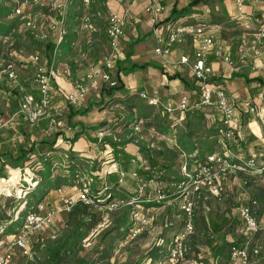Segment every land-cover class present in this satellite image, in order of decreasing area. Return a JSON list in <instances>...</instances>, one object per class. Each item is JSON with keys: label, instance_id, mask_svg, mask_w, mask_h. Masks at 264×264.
<instances>
[{"label": "rangeland", "instance_id": "obj_1", "mask_svg": "<svg viewBox=\"0 0 264 264\" xmlns=\"http://www.w3.org/2000/svg\"><path fill=\"white\" fill-rule=\"evenodd\" d=\"M48 1L35 0V6L31 8L29 6L30 4H28L30 1L21 0V2L26 3V6L28 4V6L23 8V15L20 17L15 12L16 6L15 8L12 7L14 4L16 5L15 2L17 0H0V77L5 73L4 71L8 61L14 62L12 58H16L18 62L23 60L27 62L33 61V57L38 56L39 51H44V48L37 47L34 44L30 36L37 38V40L46 38V34L50 28H47V25L55 24L58 21V14L56 13H63L57 9V5L62 3L63 0L58 2L54 0L55 3L52 6L51 2L49 1V3ZM81 1L83 4L84 0L77 1V3H75V0L68 1L69 3L66 9V34L60 42H57L58 45L52 60V65L48 66L44 64L48 71H53L54 73L52 74V88H54L57 82L64 81L66 85H70L74 79L85 80V75L90 67L101 65L98 57H103L110 52L106 46H102L103 43L101 44L99 41H96L99 32H94V30L100 31L98 28L103 26V18L106 15L112 14L108 6L110 0H96L95 6L97 5L98 8L93 9V12L99 15L97 20L100 22L95 26L90 24V17L82 18L80 16V8H82ZM132 1L119 0L118 3L125 6L129 5ZM70 8H72L71 11ZM48 40L46 39L47 42ZM158 58L161 60V57ZM169 59H167L168 62L165 61V65L171 69L173 65L170 64L171 61ZM96 61L99 62L98 65H96ZM193 61V59L189 60L184 71V74L191 82L193 78L190 73V66ZM15 64L18 66L20 76L27 74L26 71L19 67L17 62ZM32 65L34 67L37 66L34 61ZM154 74L157 75L155 78L152 77ZM151 78L154 80V83L156 82L161 87V75L157 71L151 73ZM85 84L88 85L86 81ZM106 87V85L99 84L95 89L90 90V96L87 100L74 107L78 111L87 110L90 106L92 109L85 115H77L78 117L73 118L74 122L72 121L73 119H69L72 109H69L71 106L68 104L67 96L65 94H58L56 96L57 98L54 99L55 106L61 101L63 103L60 106L58 105L64 114V127L62 128V132L66 131L73 134L75 128L79 130L78 127L74 126L77 121L76 119L82 120L78 122H81L84 128L90 131V137L88 139L89 142H92L95 152H97V156L91 154V157H89V154L84 153V150H87V147H84L82 153L69 150L66 155L58 154L54 156L58 167L64 169V166L67 164V159H70L74 161L72 165L77 166L81 170L76 174V187H74L76 190H73L78 195L85 189L91 190L93 183L91 179L92 173L100 172L105 178H108L110 176L109 172L117 171L118 165L115 157V144L128 142L124 145V150L139 162H142V157L139 154L141 144H145L154 151H157L159 148L163 149L164 146L170 148L177 146L176 139L172 141V139L165 137L162 132V130L167 129L171 125V123L165 120L166 115L164 114V110L158 106L155 109L148 107L145 104L147 101L141 95L143 91L139 90L134 95L125 94L124 92L122 94L117 93L115 98H111L108 95L103 96L101 92L102 88L104 89ZM154 91L145 93L150 97H156L154 96ZM188 95L191 96V106L195 105L199 100L198 89L189 90ZM193 110L195 109L193 108ZM201 110L205 115V121H198L192 115H190L191 118L188 120L190 122L188 126L185 122L177 123L174 121L175 119L170 120L174 122L172 125L174 132H178L181 128L187 130V126L200 138L205 140L206 132L210 131V125L213 124L214 120L218 122L219 115L215 109L210 107H205ZM14 113L12 105L0 95V124L11 120H14L12 122H16L18 116L15 115V117ZM146 117H150V119L148 121L142 119ZM130 118H132V123H129ZM2 129L0 128V130ZM53 132L56 133V130H53ZM258 156L256 167L259 171L251 174L241 172L242 175L240 174V176L236 174L233 177H227L224 180V186L226 187L225 182H228V185H230L225 188L224 194L220 197H214L205 192L197 200L196 212L198 214L201 213V215L203 212L206 219L222 216L226 209L234 206L231 203L233 199L231 193L240 184L241 179L245 177L249 178L250 176V180H252L254 186L248 192H254L256 195L257 193L263 194L264 162ZM185 159L186 156L182 155L176 160L174 163L176 164V166L174 165L175 170L180 171V163L183 160L185 162ZM32 165L33 162H27L24 168H16L15 165L9 164L2 172L5 178H0V189H8L12 193L11 197H8V192H5L6 195H0V199L3 197L13 199L8 214L15 221L21 217H25L27 210L26 202L30 199V195L26 194L29 191L25 193V189L28 185L31 186L33 181L38 177ZM131 175H127L128 180L122 187L128 190L129 197L133 199L137 197L136 180ZM2 180H5V182ZM6 185L10 186V188H6ZM149 195L150 197H142L146 201L139 202L140 204L137 202L142 198H136L137 204L133 206L135 212L139 211L142 215L148 216L150 219L149 222H151L134 240L130 241L128 237H123L126 227L121 228L118 232L113 231V234L110 235V230L116 222L121 221L126 209L131 206H124L117 211L108 210L110 214L105 215L102 222H100L101 224L96 226L92 231H87L88 225L86 222L89 220L88 218L75 216L74 218L67 219L61 213V215L59 214L56 217L53 226L46 229L43 233L32 237L33 239L31 240L38 238V242L33 241L35 243V255L33 254L34 256L32 255L26 258L17 253L15 264H82L84 259L91 260L93 264H159L161 262L163 264H172L168 260L167 252L172 244V236L182 225L183 216L180 210V199L177 195L170 198L168 202H161L159 205H151V207H148L146 204H153L149 203L152 202L149 200H153L155 196L153 189H150ZM208 199H210V204L207 205L206 201ZM126 201L130 200L127 199ZM20 202L22 203L19 204ZM261 207L263 208L260 216L261 222L258 233H256L258 236L254 244L251 264H264V203L261 204ZM103 210L100 211L98 209L100 212ZM133 216L132 212V220ZM133 223L136 225L134 220ZM202 228L200 227L198 229V233L189 242L190 249L188 248V257L180 264H203L201 260H205V255L202 252L212 250L216 241L219 240L209 230L205 232V230H201ZM82 233L86 234V238L81 239L74 252L64 250L59 258L54 257L57 250L66 243L68 235L71 234L78 238ZM230 238L233 239L232 236ZM157 255L158 257L155 259ZM204 264H206L205 261Z\"/></svg>", "mask_w": 264, "mask_h": 264}, {"label": "built area", "instance_id": "obj_2", "mask_svg": "<svg viewBox=\"0 0 264 264\" xmlns=\"http://www.w3.org/2000/svg\"><path fill=\"white\" fill-rule=\"evenodd\" d=\"M69 1V0H68ZM65 0L57 5V9L61 12V17L58 21L52 23L50 27L59 35L60 42L66 34V14L68 2ZM148 4L146 7L147 13L152 15V24H156V15L161 13L164 8L158 0H145ZM15 12L17 16L22 17L25 4L16 2ZM237 6L242 10L244 0H236ZM27 7V6H26ZM132 25V19L129 12L120 14H110L107 18L106 33L110 42V52L105 55L101 65L90 67L86 73L85 80L74 79L72 89L68 94L69 106H77L90 96V90L95 89L99 84L107 85L108 88H113L117 85L114 75L116 57L119 54L121 40L126 34V30ZM212 26L208 23L199 24L195 27L175 26L170 28L166 36L157 34L155 37L158 43L155 53L164 60L168 59L172 50L176 46L186 45L189 41V36L193 35L196 45L195 58L190 66V72L193 75L196 89L199 91L198 102L191 106L190 96H183L176 107L162 105L159 97H150L146 93H142L148 105L152 107H162L169 118L175 119L177 123L185 122V114L190 110L204 109L210 107L215 109L222 123V131L220 132V152L210 154L207 161L203 164H189L187 160L182 164L181 172L183 180L176 184L178 198L180 199V210L183 216L181 228L172 236V244L168 250V260L172 264H180L187 258L188 243L196 233L194 221L197 200L203 193H210L214 197H220L222 188L220 182L226 175L240 174L247 172L249 174L259 171L257 166V155L251 159L245 160L232 152L229 146L230 141H237L240 138V115L237 113L236 106L233 104L231 97L224 86L215 83L214 66L211 58L216 61H222L233 72H239L247 65L249 57L253 55L256 58H262L264 51V25L256 32L252 44L246 43L240 50L237 59H234L227 50L228 47L222 43H218L215 33L211 30ZM251 54V55H250ZM33 61L38 62V56L33 57ZM189 58H183L182 64H188ZM261 70L264 71V62L261 65ZM5 74L19 85V76L15 65L11 62L7 64ZM52 74L53 71H48L45 67H40L36 77V83L39 86L41 97L37 100L33 95L25 96L22 106L20 107V115L25 116L31 127L38 126L41 121L47 120L49 126L62 129L63 116L62 110L53 103L52 96ZM85 81L88 85L85 84ZM244 107L249 114H255L256 106L249 101H245ZM178 113V114H176ZM111 173V172H109ZM5 182V180H2ZM122 182V181H121ZM38 182L33 181L30 187H36ZM6 188L10 186L6 185ZM147 188L154 189L155 197L153 202L161 203L167 198L165 193L166 186L157 180L142 181L137 183L139 197L145 195ZM61 190V189H60ZM11 197L12 193L8 189H0V195ZM60 192V191H58ZM27 194V193H26ZM91 192L88 189L83 190L74 198L62 196L61 204L57 207L47 209L43 204H39L38 211L28 212L24 219L23 227L12 236H4L0 238V264H15L17 253L22 257L29 258L34 254L30 240L32 237L43 233L46 229L53 226L56 217L61 213H69L73 207L82 202L86 205L92 203ZM130 201H115L110 203L108 210L117 211L124 206H134L136 199ZM127 204V205H126ZM257 203L252 202L251 205L241 208V219H243L240 235L246 238H251L258 233L260 227V219L257 218L256 212ZM133 220L136 223L130 230L128 239L134 240L143 230L150 225L149 217L142 215L139 211L133 213ZM132 220V221H133ZM6 231V226L0 224V237ZM10 239V240H9ZM32 241H37L32 240ZM254 251V250H253ZM256 252V251H255ZM230 259L227 264H251L252 253L248 246L233 247L230 251ZM159 264H163L162 262Z\"/></svg>", "mask_w": 264, "mask_h": 264}, {"label": "trees", "instance_id": "obj_3", "mask_svg": "<svg viewBox=\"0 0 264 264\" xmlns=\"http://www.w3.org/2000/svg\"><path fill=\"white\" fill-rule=\"evenodd\" d=\"M28 1H30L28 3L30 4L29 6L33 8V6H35V0ZM17 2H19L20 4H25L26 6V3L21 2V0H17ZM15 6L16 5L14 4L12 7L15 8ZM189 11L190 9H188V11L186 10V12H183L182 15H186V13H188ZM56 14H58L57 17L60 19L61 14ZM106 24L107 23L100 27L102 29V33L106 31ZM168 24L169 28H173L176 26L172 21H170V23ZM47 26V28L50 27V25ZM46 35V38H43L41 40H37V38L30 36L37 47L44 48L43 52L39 51L38 53V62L35 63L37 64V66L34 67L32 65L33 61L27 62L23 60L18 62L16 58H12V61H14L13 64L15 65L18 76L20 78L19 85L14 84L13 81L8 77V74L4 73L0 77V95L3 99H5L12 105L14 112L20 113L19 110L26 95L31 94L37 100L41 97L40 89L36 83L35 75L37 74L40 67L46 68L44 64L48 66L52 65V60L55 55V51L58 45L57 42L59 39V35L54 32L51 27L49 28V32ZM46 39H49L48 42L46 41ZM138 43H140V40L134 41V43L130 44V50L126 53L125 60L116 61L115 80L117 82V85L113 88H102L101 92L103 96L108 95L111 98H115L117 93H123L125 91L129 92L127 89H125L124 83L119 78V74L122 72L128 74L133 71L145 69L149 66L154 68L156 67L161 70L162 74L167 75L170 81L174 79H180L186 88H195L189 83L187 84L185 79L178 73L174 75L163 73L164 69L157 64L154 65L152 63H148L137 65L133 63L131 58L133 55V48L134 46L138 45ZM9 62L10 61H8V63ZM15 62H17L19 67L22 70L26 71L27 74H25L24 76H20L18 66L15 64ZM237 76L244 78L247 85L257 81L249 80L244 74L241 73L235 74V77ZM54 92L55 91L52 89L53 100L56 97V93ZM147 106L153 109L156 108L148 104ZM69 109H72L69 118L70 120L77 115H85L89 113L90 110H92L91 106L90 108H87V110L82 111H78L74 107H71ZM164 114L166 115V122L171 123V125L167 129L162 130V132L164 133L165 137L172 139V141L176 139L175 141L177 146L171 148L168 146H164L163 149L159 148L157 149V151H154L151 150V148L147 147L145 144H141V146L139 147V154L140 157H142V162H139L135 157H132V155L124 150V145H126L128 142H124V144H115V157L117 161L116 163L118 165L117 171L109 173L110 176L108 178H105L100 172L95 174L92 173L91 179L93 183L90 190L92 203L90 205H86L82 202H78L69 213H63L64 217H66L67 219L74 218L75 216L86 217L89 219L86 222V224L88 225L87 231H92L96 226L101 224L100 222H102L105 215L110 214V212L108 211V206L110 205V203L132 199L127 193L128 190H125L122 187L128 180V174H132L131 176L136 180L137 197H135V199L150 197L149 192L152 188H147L148 190L142 197H139L137 190L138 182L149 180H157L167 187L165 190L167 198L162 202H168L170 198L178 195V190L175 185L183 180L181 167L184 163V160L180 163V171L175 170L176 164L174 163L182 155L186 156L185 160H187L189 164L205 163L210 154H213L220 149L219 137L220 132L222 131V123L221 126L219 125L217 126V128L211 127L210 131L206 132V139L204 140L200 138L196 133H194L190 127H187L190 123L188 122L189 118H191L190 115H192V117H194L198 121H205V115L201 109H195L193 111L190 110L189 112H187L185 114V123L187 124V130L181 128L178 130V132H174V130L172 129V125L174 122L170 120L173 119L169 118L166 112H164ZM142 119L148 121L150 117ZM131 120L132 118L129 119V123H132ZM53 130H56V133L53 132ZM81 135H83V132H75L73 133V136L71 138H68L66 131L62 132V129H56L49 126V122L47 120L41 121L38 126L31 127L28 123L27 118L22 115H20L19 122L18 124L14 125V128H9V130L6 129V131L5 129L0 130V145H2V147L0 148V178H5L2 172L9 164L15 165L16 168H24L27 162H33L32 168L36 171L38 176L35 179V181L38 182V185L36 187H30V185H28L26 189L24 188L25 193L29 191L27 192V194L30 195V199L26 202L27 210L25 217L27 216L28 212H37V207L39 204H43L47 207V209H50L51 206L44 200L50 193H52V191H60V189L64 187H76V174L81 170L77 166H73L72 163H74V161H71L70 159H67V164L64 166V169L58 167L56 165L54 156L58 155L59 152V140H65L71 145H75ZM36 168L38 169L36 170ZM228 176L224 177V179H227ZM250 179V176L249 178H242L240 184L233 189V193H231L233 198L231 203H233L234 206L226 209L222 216H216L215 218L206 219V216H204L203 212L201 215V213L198 214L195 211L194 221L196 226V233H198V229L200 227H203L201 230H205V232L209 230L212 235L218 237L219 239L218 241H216V244L212 250H210L209 252H202L205 255V260H201L203 264L204 261L206 264H227V261L230 259L231 255L230 251L235 246L242 247L247 245L250 252L253 253L255 246L254 244L258 235L254 234L251 238H246L245 236L240 235V231L243 225V219H241L240 213L243 206H248L251 205L252 202H255L257 203L255 214L257 218H259L263 210L261 204L264 203V192L262 191L263 194L257 193V195L254 192H248L254 187L253 182ZM225 184L226 187H229L230 185H228V182H226ZM226 187L224 186V184H222L223 189L221 196L224 194V190ZM203 194L200 195V198ZM12 200V198L10 199L4 197L0 199V224L6 226V231L3 235H1L0 238L4 236H12V234H16L17 231L23 227V221L25 217H21L15 221L13 217L8 214L11 208L10 205L13 203ZM142 201H146V199L142 198L140 201H138V204H140L139 202ZM149 201H152L149 203L153 204H146L148 207H151V205H157L155 202H153V200ZM21 203L22 202H20L19 204ZM206 204H210V199L206 201ZM98 209H100V211L103 209L104 210L100 212L98 211ZM132 212H135L133 210V206L126 209V212L121 221L116 222L114 227L110 230V235L113 234V231L118 232L121 228L126 227L125 235L123 237H128L130 230L134 227V223L131 219ZM85 233L80 234L78 238L71 234L68 235L66 243L57 250L54 257L59 258L64 250L74 252L81 239L86 238ZM195 234L193 235V237L195 236ZM231 236L233 237V239L230 238ZM193 237L191 238V240L193 239ZM157 257L158 255L155 256V259H157ZM82 264H93V262H91V260L89 259H84Z\"/></svg>", "mask_w": 264, "mask_h": 264}, {"label": "crops", "instance_id": "obj_4", "mask_svg": "<svg viewBox=\"0 0 264 264\" xmlns=\"http://www.w3.org/2000/svg\"><path fill=\"white\" fill-rule=\"evenodd\" d=\"M49 1L51 2V6L55 3L54 0ZM58 1L61 0H56V2ZM64 1L65 0H63V2ZM77 1L79 2L80 0H75V3H77ZM158 1L164 8V10L156 15L155 25H153L151 22L152 15L147 13L146 11L148 3L145 0H133L129 5L125 6L119 4V0H110L108 6L110 13L120 14L126 13L125 11H128L130 14V18L132 19V25L126 30V34L121 40V46L118 52L119 54L116 57L117 61L125 60L126 53L130 50V44L134 43V41L140 40V43H138V45L134 46L133 48V55L131 57L133 63L137 65L148 63H152L154 65L157 64L164 69L163 73L168 75H174L178 73L185 79L187 84L189 83L190 85L195 87L186 88L180 79H174L170 81L167 75L162 74L161 70L156 67L154 68L149 66L145 69L133 71L128 74L124 72L119 74V78L124 83L125 89L129 91H125L124 93L134 95V93L139 92V90L143 91V93L155 90L154 96L159 97L162 105L170 107H176L183 96H188L189 90H196L194 79L191 82L189 78H187V76L184 74L187 64H182L183 58L194 60V54L196 52V45L194 40L195 38L193 35H190L189 41L186 45L176 46L172 50L171 55L169 56V60L171 61L170 64L173 65V68L170 69L165 65V61L168 62L167 59L164 60L161 57L160 60V58H158L160 56L155 53V49L158 46L155 37V30L157 31V34L166 36L170 31L168 24L170 23V21H172L176 26L183 27H195L199 24L208 23L212 26L211 30L213 31V33H215L217 42L219 44L222 43L226 45L228 47L227 52L232 55L234 59H237L240 50L243 46H245L244 44H252L255 40L254 36L256 32L264 25V0H244L242 10H240V7L237 6L236 0ZM95 4L96 0H84L83 4L81 1V6L83 9L80 8V16H82V18L90 17V24L94 26L98 22H100L97 20L99 15H96L93 12V9L98 8L97 5L95 6ZM85 9L88 10L87 14ZM188 9H190V11L186 13V15H182L183 12H186V10L188 11ZM71 10L72 8H70V11ZM108 16L109 15H106L103 18L104 24L107 23ZM98 29H100V31L94 30V32H99V35L97 34L98 37L96 41H99V43L101 44L103 43L102 46H106L108 48L107 50H110V42L108 40L106 31L102 33L101 28ZM262 55V58L259 59L251 55L249 57L247 65H245L241 71L237 72L244 74L249 80H257L256 82L249 85H247L244 78L239 76L235 77V74L237 73L230 70L229 67L222 61H216L214 57L211 58V61L214 66L215 83H218L226 88L228 95L231 97L233 104L236 106L237 113L240 115L241 125L239 134L241 136L240 138L238 137L237 141L229 142L230 148L232 149L234 154L238 155V157H241L242 159L248 160L253 156L259 155L258 157L260 158V160L264 162V71L261 70V65L264 62V51ZM104 57L105 56L98 57L99 62H102ZM99 62L96 61V65H98ZM155 71H157L161 75V87L158 86L156 82L154 83V80H152L151 78V73H154ZM115 74L116 67L114 70V75ZM156 76V74L152 75L153 78H155ZM191 76L193 78L192 73ZM72 83L70 85H66V82L64 81L57 82V86L55 85L56 87L54 86L53 88L56 96L58 94H65L68 98L69 91H71L72 89ZM61 91L65 93H61ZM245 101H249L251 102V104L256 106L257 111L255 112V114H249L246 112L243 104ZM62 104V101L58 103L59 106ZM145 104L147 105L146 102ZM15 115L18 116L16 122H12L14 120L4 123L2 122L3 125L1 123L0 128L6 129V127H8V130L9 128H14V125L18 124L20 117V114L18 112H15L14 116ZM76 120L77 121L74 126L78 127L79 130L75 128L74 133L83 132V135H81L75 145H71L65 140H59L58 154L66 155L69 150L82 153V149L84 147H87V150H84L85 154H89V157H91V154L96 155L97 152H95V148L93 147L92 142H89L88 139V137H90V131L85 129L84 125H82L81 122H78L82 120ZM72 121L74 122V119ZM218 122L217 120H214L213 124L210 126L215 128H217V126L219 125L221 126L219 116ZM214 124H216V126H214ZM85 126L87 127V125ZM84 131H86L87 134L86 132L84 133ZM66 134L68 138H71L73 136V134L69 132H66ZM1 147L2 145H0V148ZM218 151H221V149H219ZM37 169L38 168H36V170ZM240 174L238 176H240ZM228 177H233V175H229ZM224 180L225 179L220 182L221 188L222 184H224ZM73 190L75 191L76 188L64 187L60 190V192L52 191V193H50L44 201L48 203L51 208L57 207L61 204V198L63 195L74 199L76 198L78 194H75ZM258 219H260V217ZM30 242L34 249L35 255V243H33L32 240H30Z\"/></svg>", "mask_w": 264, "mask_h": 264}]
</instances>
